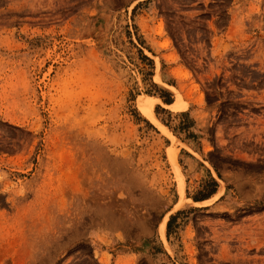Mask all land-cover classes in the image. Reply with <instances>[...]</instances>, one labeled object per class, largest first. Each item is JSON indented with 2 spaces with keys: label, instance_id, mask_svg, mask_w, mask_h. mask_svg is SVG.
<instances>
[{
  "label": "rangeland",
  "instance_id": "374dc122",
  "mask_svg": "<svg viewBox=\"0 0 264 264\" xmlns=\"http://www.w3.org/2000/svg\"><path fill=\"white\" fill-rule=\"evenodd\" d=\"M164 2L0 0V264H264V0Z\"/></svg>",
  "mask_w": 264,
  "mask_h": 264
},
{
  "label": "bare ground",
  "instance_id": "6f19581e",
  "mask_svg": "<svg viewBox=\"0 0 264 264\" xmlns=\"http://www.w3.org/2000/svg\"><path fill=\"white\" fill-rule=\"evenodd\" d=\"M155 82L164 86L162 79L160 77V74H158L156 76ZM167 88L172 90L173 92H175V94L177 95L178 98L180 97V94L178 93V91L175 88H170V87H167ZM156 104H162V102L158 99L153 98V97H146V98H143V99L138 101V108L140 109V111L143 113V115L147 119H149L151 122H153L157 127H159L163 131V133H165L166 135L169 136V133L162 126V124L160 123L159 119L157 118V116L155 114L154 107ZM177 105H179L178 102H177V104L173 103L171 105H165V106H167L169 108H177ZM179 143H181V142H179ZM223 191H224V187L221 186L219 191L216 194H214L212 197H210L209 199L204 200V201H192V203L194 205L208 204L211 201H213L214 199H216L217 197H219L220 194L223 193ZM167 219H168V215L164 218V220L162 221L161 226H160V235H161L162 240L164 241L165 245H166V240H167L166 239V232H167L166 231V222H167Z\"/></svg>",
  "mask_w": 264,
  "mask_h": 264
},
{
  "label": "crops",
  "instance_id": "0c3cea01",
  "mask_svg": "<svg viewBox=\"0 0 264 264\" xmlns=\"http://www.w3.org/2000/svg\"><path fill=\"white\" fill-rule=\"evenodd\" d=\"M164 1L165 0H152V2L150 0H129L128 7H131L132 8V11H133L134 9H136L137 7H139L142 3L144 4V2H148V3L150 2V3H152L153 5H155L157 7L170 5L168 2L166 3ZM167 1H169V0H167ZM174 1L175 0H173V6L176 5ZM217 1H221V2L220 3H214V2H217ZM238 1H240V0H228L227 2H224V0H203V4L210 5V6H213L215 4V5H219V6H222V7L229 8V7H233V6L239 5V2ZM167 103H169V102H167ZM181 151L190 152L189 150L181 147L179 149V151H178V155H180V156H181V154H180ZM184 160L187 161V162H189V160H188L187 157L184 158ZM197 201H200V200H197Z\"/></svg>",
  "mask_w": 264,
  "mask_h": 264
},
{
  "label": "trees",
  "instance_id": "16d2710c",
  "mask_svg": "<svg viewBox=\"0 0 264 264\" xmlns=\"http://www.w3.org/2000/svg\"><path fill=\"white\" fill-rule=\"evenodd\" d=\"M145 57H147V56H145ZM147 58H148V57H147ZM148 59H149V58H148ZM166 93H167V92H166ZM160 96L163 97V100H164L166 103H167V102H169V104L172 103V102H171L172 99L167 98V97H164V94H162V95H160ZM213 183L216 184V182H215L214 180H213ZM214 193H215V192H214ZM214 193H213V194H214ZM213 194H212V195H213ZM209 197H210V196H209ZM172 217H173V216H172ZM172 217H170V218L168 219V223H169V221L172 219Z\"/></svg>",
  "mask_w": 264,
  "mask_h": 264
}]
</instances>
